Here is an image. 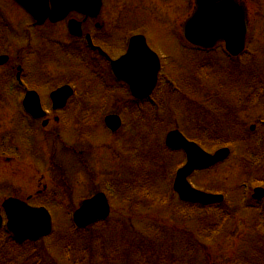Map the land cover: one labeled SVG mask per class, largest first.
I'll use <instances>...</instances> for the list:
<instances>
[{"label":"rangeland","instance_id":"1","mask_svg":"<svg viewBox=\"0 0 264 264\" xmlns=\"http://www.w3.org/2000/svg\"><path fill=\"white\" fill-rule=\"evenodd\" d=\"M123 1L128 0H104L103 12L82 24L83 32L88 26L100 38L107 36L117 41L123 33L130 36L128 31L134 25L128 24L123 29L119 22ZM138 1L140 22L135 16L134 21L146 34L151 48L162 57L158 76H168L166 87L163 91L158 88L154 98L146 100L138 109L137 101H133L125 89L114 95L96 81L91 89L85 90L91 95L85 102L93 109L92 120L80 112L76 115L77 122L86 124V128L60 126L64 141L59 143L54 158L33 159L32 162L25 159L23 164L12 166L0 161V204L5 198L15 197L32 206L47 205L52 219L50 236L26 242L25 247L8 245L0 250V257L6 256L5 263L36 264L34 256L40 252L39 264H71L65 257L64 247L75 242L74 250L78 254L80 248L89 251L90 261L86 264H147V259L136 262L138 249L148 252L155 263L177 264L185 260L182 251L186 245L191 250L186 251L187 264H239L236 258L239 257V261L248 257L245 254L248 246L257 244L252 227L259 216L258 210L250 207V197L254 187L264 188V165L247 158L248 148L255 149L256 137L261 135L264 139V126L260 122L264 120V107L251 103L248 84L257 79L253 85L258 88V81H262L259 89L264 98V0H244L249 7L245 42L248 54L233 62L220 43L210 53L203 52L201 61L206 66L202 67V72L197 56L189 53L193 48L188 49L182 35V25L193 10L194 0ZM68 29L66 21L55 26L58 36L63 31L65 38L70 39L75 34L69 35ZM119 45L120 42L117 47ZM62 61L52 68L59 67L55 72L47 71L52 77L59 75L66 79ZM41 71L43 75L36 73V77L49 81L50 75L43 68ZM84 71L79 68L74 72L77 75L74 83L78 87H83L86 78L94 79L90 72L92 76ZM231 75L238 76L236 82L229 77ZM28 77L36 78L34 73H29ZM128 101H132L131 106L135 104V108H126ZM0 103L3 110L4 103ZM10 108H13L12 103ZM102 108L105 111L100 112ZM111 113L118 114L124 124L113 135L102 127L104 117ZM172 129H178L209 152L223 144L230 147L226 160L188 176L190 184L197 189L222 192L224 200L219 207L181 204L173 191L174 174L183 165L184 154L164 144L167 132ZM84 131L90 133L89 139L80 135ZM260 154L264 155V149ZM110 184L121 194H127L131 202L110 195L107 191ZM50 187L56 188L59 202L49 205L51 199H44L41 192L45 193ZM100 191L109 196V217L105 222L91 225L86 232L72 231L71 210L84 198ZM60 203L65 207H57ZM183 208V214L190 212L194 218L181 216ZM98 237L102 244L96 242ZM164 244L167 247L164 248ZM254 245L249 251H253ZM169 255L174 256L173 260H168Z\"/></svg>","mask_w":264,"mask_h":264},{"label":"flooded vegetation","instance_id":"2","mask_svg":"<svg viewBox=\"0 0 264 264\" xmlns=\"http://www.w3.org/2000/svg\"><path fill=\"white\" fill-rule=\"evenodd\" d=\"M243 2L249 10L247 2L244 0ZM48 3L51 7L50 1ZM103 3L104 0H102L101 10L95 17L70 11L62 20L52 21L47 17L41 23H37L16 0H0V101L4 103V109L0 108V161L2 164L12 166L18 163L23 164L25 159L28 160L26 162H32L33 159L42 161L46 157L54 158V153L58 152L59 143L64 141V135H60V126L63 129H73L76 125L82 129L87 127L86 124L77 122L76 116L80 112L87 114L88 117L93 115V109L85 102L90 99V93L78 91L75 85L77 75L74 72L79 68L87 71L89 75L99 72L100 79L103 81L102 89L114 95L118 90L122 92L123 88H126L124 81L113 76L109 61L117 59L124 53L127 35L123 33L117 42L112 37L100 38V35L93 33L87 26V30L84 32L82 30L81 36H71L72 39H67L69 37L65 38L63 31L58 36L55 30L57 24L64 21L68 23L71 18L80 20L81 25L86 24L88 19L101 15ZM138 3V0H128L126 3L123 1L118 14L119 22L123 29L128 24L134 25L128 34H142L150 46L146 34L134 21L135 16L137 22H140ZM142 21L144 20L141 19ZM87 34L90 35L93 44L101 48L108 58L101 55L98 49H91L87 45L85 38ZM76 39L80 43H77ZM119 42L120 45L117 47ZM77 58L80 62L79 66H76ZM82 59L87 62L86 66L81 64ZM61 60L66 67V79L60 78L59 75L55 76L56 78L52 77V74L47 72L48 70L55 72L59 67L54 70L52 68ZM42 68L46 74L50 75H48L50 82L47 81L49 83L36 77V73L42 74ZM29 73H34L38 80L29 79ZM62 84H70L73 87V93L66 98L62 107L57 104L54 107L51 93ZM30 91H35V95H31L33 100L35 97L38 98L43 112L41 117H34L29 112L31 107L27 99L26 105L24 103ZM45 91L47 92L44 93ZM10 103L13 104L12 109ZM121 109H124L123 105ZM103 111H105L104 108L100 109V112ZM80 135L87 139L90 137L87 136L86 131Z\"/></svg>","mask_w":264,"mask_h":264},{"label":"water","instance_id":"3","mask_svg":"<svg viewBox=\"0 0 264 264\" xmlns=\"http://www.w3.org/2000/svg\"><path fill=\"white\" fill-rule=\"evenodd\" d=\"M23 8L28 11L38 22L49 17L52 21L64 17L72 9L81 12L98 11L100 0H17ZM48 1L51 8L48 7ZM92 7L87 10L85 7ZM72 27V23H70ZM183 32L191 43L210 47L215 42L222 40L225 42L226 49L233 55L238 54L244 46L246 34V14L245 9L237 0H195V7L183 25ZM135 37L133 40H141ZM130 42L127 54L112 63L111 67L116 77L123 78L129 85L133 96L143 98L147 96L156 83L159 64L157 56L149 51L144 42L140 43V48ZM141 42V41H140ZM143 49L148 52L146 59L151 62L150 70L145 71L140 57ZM67 88L52 94L63 102L69 95ZM62 95V96H61ZM61 97V98H60ZM31 99V104H32ZM33 110L39 115L38 100H33ZM106 124L111 129L119 126L120 120L117 116H107ZM165 144L172 149H183L186 154V163L177 170L173 182V189L183 201L210 204L221 201L223 196L220 194L206 193L195 189L188 182L187 177L195 170L207 168L218 161L226 158L229 154L227 148H221L215 153L205 152L196 143L187 140L177 130L169 131L165 137ZM256 197L263 195L262 189L255 190ZM7 214V228L14 235L16 241L25 239L36 240L46 236L51 231V217L49 212L43 207H31L26 203L16 199H8L3 204ZM109 214V205L105 196L98 193L93 197L84 200L79 208L73 213V220L79 227H84L98 219H104ZM1 225V216H0Z\"/></svg>","mask_w":264,"mask_h":264},{"label":"trees","instance_id":"4","mask_svg":"<svg viewBox=\"0 0 264 264\" xmlns=\"http://www.w3.org/2000/svg\"><path fill=\"white\" fill-rule=\"evenodd\" d=\"M216 207H219V204L218 205H216ZM258 219H257V223H254V225H253V227H252V230H253V233H255V235H256V237H254V241H258L257 242V244L256 245H254L253 243L252 244H250L249 246H248V248H247V253H245V254H247V256L248 257H244V258H242V259H240L239 261H237V259L239 258V257H237L236 258V262L238 263L239 262V264H264V243H263V241L262 240H264V225H260L259 224V222L261 221V217H264V212L261 214V213H259L258 214ZM198 223H200V222H198ZM201 224V226L203 225V222H201L200 223ZM210 231L212 230V229H210V228H208ZM78 231H80V230H78ZM82 232H83V230H82ZM9 244L12 246V247H19V246H21V247H25V246H27V245H25L26 244V242H23V243H21V244H16V243H14L13 242V240L10 238V240H9ZM70 245H71V253H69V255L67 256V257H69L70 258V263L71 264H86L87 263V261L89 260V258L87 257L88 255H90V253H89V251L86 249V248H80L79 249V254L77 253V250H74V247H76L77 246V244L74 242V243H69ZM159 245H162V244H159ZM254 245V249H253V251H249V248L251 247V246H253ZM73 247V248H72ZM164 248L165 247H167V245L166 244H164V246H163ZM186 248H185V251L183 250L182 252V256H184L183 258H185V260H181V261H178L177 262V264H187V262L189 261L188 260V257H189V255H187L186 254V251H187V253H190L191 252V250H190V248L188 247V245H186L185 246ZM87 250V251H86ZM150 250V249H149ZM151 251V250H150ZM137 254H138V256H137V260L138 259H144V260H146L147 259V264H159V262H157V263H155L154 261H152V260H150V258H149V254H148V252H146L145 250H140V249H138L137 250ZM163 256H165V253L163 252ZM173 255H169V256H167V258H168V260H170L171 261V259L173 260V258H174V256L172 257ZM34 257H36V256H34ZM144 257V258H143ZM182 258V259H183ZM248 258H254L253 259V261H251V260H247ZM165 260V258L162 260V261H164ZM90 261V260H89ZM39 264V262H38V260H36V264ZM170 263V262H169ZM88 264H90V262H88ZM145 264V263H144Z\"/></svg>","mask_w":264,"mask_h":264}]
</instances>
